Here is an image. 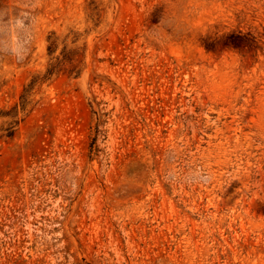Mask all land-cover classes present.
Listing matches in <instances>:
<instances>
[{
  "label": "rangeland",
  "instance_id": "1",
  "mask_svg": "<svg viewBox=\"0 0 264 264\" xmlns=\"http://www.w3.org/2000/svg\"><path fill=\"white\" fill-rule=\"evenodd\" d=\"M0 264H264V0H0Z\"/></svg>",
  "mask_w": 264,
  "mask_h": 264
}]
</instances>
